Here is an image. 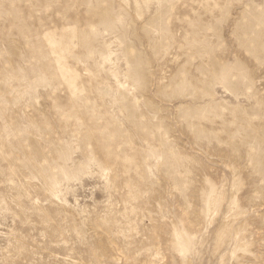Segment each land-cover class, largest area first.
Segmentation results:
<instances>
[{
	"label": "rangeland",
	"instance_id": "obj_1",
	"mask_svg": "<svg viewBox=\"0 0 264 264\" xmlns=\"http://www.w3.org/2000/svg\"><path fill=\"white\" fill-rule=\"evenodd\" d=\"M0 264H264V0H0Z\"/></svg>",
	"mask_w": 264,
	"mask_h": 264
}]
</instances>
